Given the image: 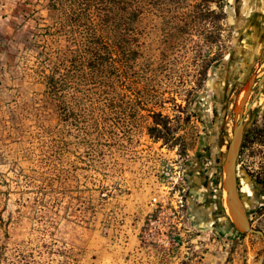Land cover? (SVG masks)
I'll use <instances>...</instances> for the list:
<instances>
[{
	"label": "rangeland",
	"instance_id": "obj_1",
	"mask_svg": "<svg viewBox=\"0 0 264 264\" xmlns=\"http://www.w3.org/2000/svg\"><path fill=\"white\" fill-rule=\"evenodd\" d=\"M124 2V27H112L111 38L120 32L135 60L111 76L105 101L80 103L76 121H64L45 103L43 79L29 75L55 20L47 0H0L2 264H264L259 236L230 239L207 230L210 206L197 202L213 193L222 212L223 160L240 100L229 110L219 90L242 72V89H255L264 52L254 60L249 37L236 36L222 0ZM32 34L39 47L24 43ZM261 91L252 92L250 115L242 118L236 172L252 226L264 232ZM212 99L214 123L204 109ZM154 116L169 129L160 138L150 131L161 129ZM54 126L51 152L44 130ZM153 198L168 204L155 208Z\"/></svg>",
	"mask_w": 264,
	"mask_h": 264
},
{
	"label": "trees",
	"instance_id": "obj_2",
	"mask_svg": "<svg viewBox=\"0 0 264 264\" xmlns=\"http://www.w3.org/2000/svg\"><path fill=\"white\" fill-rule=\"evenodd\" d=\"M124 3V0H47L55 20L44 29L46 38L40 46L43 57L36 60L29 75L32 79H43L45 103L54 108L58 120L76 121L74 106L105 101L111 76L123 73L126 63L135 60V51L129 52L131 58L126 54L128 42L120 32L115 36L116 41L111 38L112 27L118 31L124 27ZM38 36L32 34L24 43L28 48L39 47ZM59 39H63L61 47H58ZM87 116L84 114L83 119ZM152 119L154 126L161 129L154 127L150 131H156L158 138L163 131L164 136L169 131L166 123L156 116ZM58 128L44 130L51 140L48 145L51 152L57 150ZM84 131L87 133L86 128ZM39 161L42 166L50 164L42 158ZM4 225L0 217V230H4ZM5 258L0 245V264Z\"/></svg>",
	"mask_w": 264,
	"mask_h": 264
},
{
	"label": "flooded vegetation",
	"instance_id": "obj_3",
	"mask_svg": "<svg viewBox=\"0 0 264 264\" xmlns=\"http://www.w3.org/2000/svg\"><path fill=\"white\" fill-rule=\"evenodd\" d=\"M224 12L230 11L232 13V21L234 23V31L236 36L239 33L243 32L247 34L249 37V42L246 43L247 47L250 48L252 55H254V60H257L258 56L264 52V0H222ZM227 14V13H226ZM235 36V37H236ZM224 65L223 61L217 63L216 66L222 67ZM227 72L224 73V75ZM244 77V73L242 72L239 75V78L235 81L228 78L227 83L220 88L219 92L221 95L224 96L226 104L228 105V109H232L234 102L239 100L244 93L243 85L240 83L242 78ZM256 83H253L255 85ZM256 92V88L250 90L248 96L246 97L247 100L244 102L245 108L243 109L241 115L246 116V118L250 115V108L246 112V106L248 105L249 101L251 100L252 92ZM212 94L211 91H207ZM209 97V95H208ZM205 112L210 117V123H214L217 120V110H216V102L212 99L211 101H206L204 106ZM228 113L225 111L219 120L226 119ZM201 120L206 121L204 117H200ZM245 118V119H246ZM245 136V135H244ZM211 198L205 196L202 201H197L201 203L202 207L206 206L208 202L210 209L208 214V224L206 225L207 230H210L217 235L227 237L230 239H234L242 235L239 233L235 227L232 226L229 217L226 218L223 215V212L226 214L222 199L221 205L223 207L222 212L218 208L215 196L213 193H209ZM245 210L246 216L249 223L252 225L251 222V214L254 213L253 210L249 209L245 203Z\"/></svg>",
	"mask_w": 264,
	"mask_h": 264
},
{
	"label": "water",
	"instance_id": "obj_4",
	"mask_svg": "<svg viewBox=\"0 0 264 264\" xmlns=\"http://www.w3.org/2000/svg\"><path fill=\"white\" fill-rule=\"evenodd\" d=\"M256 83V94L258 95L262 92V87H264V69L260 78L255 82ZM250 90L246 88L244 94L239 102V120L236 125L232 128L231 137L228 141L226 147V153L224 154L223 160V172H224V182L223 189L226 193V201L230 210V221L233 227L239 233H252L261 238L264 243V232L254 228L248 221L246 216V210L244 206V201L240 196L238 191V180H237V160L239 158L240 149L244 140L246 124L243 123L242 106L248 96ZM250 108V103L246 106V112Z\"/></svg>",
	"mask_w": 264,
	"mask_h": 264
},
{
	"label": "built area",
	"instance_id": "obj_5",
	"mask_svg": "<svg viewBox=\"0 0 264 264\" xmlns=\"http://www.w3.org/2000/svg\"><path fill=\"white\" fill-rule=\"evenodd\" d=\"M167 202L166 201H162V200H157L156 198H153L152 199V202H151V205L152 206H154L155 208H159L160 207V209H164L166 206H167ZM169 213H168V216L169 217H172V220L173 219H175L176 218V216H175V213L176 212H171V210L169 209ZM169 229L168 230H165V234H167V235H164L163 234V236H164V238L167 240L168 239V233H169Z\"/></svg>",
	"mask_w": 264,
	"mask_h": 264
},
{
	"label": "bare ground",
	"instance_id": "obj_6",
	"mask_svg": "<svg viewBox=\"0 0 264 264\" xmlns=\"http://www.w3.org/2000/svg\"><path fill=\"white\" fill-rule=\"evenodd\" d=\"M248 85V84H247ZM250 86V85H249ZM249 86H247V88L249 87ZM242 98V97H241ZM240 98V99H241ZM239 99V100H240ZM238 102V101H237ZM239 106V105H238ZM235 107L236 108V111H238L239 110V107ZM222 203H223V206H224V209H225V212H226V216L227 217H230V210H229V207H228V203H227V201H226V193H225V191L223 190L222 191Z\"/></svg>",
	"mask_w": 264,
	"mask_h": 264
}]
</instances>
